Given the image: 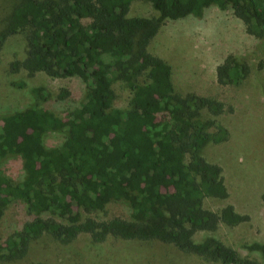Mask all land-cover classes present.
Listing matches in <instances>:
<instances>
[{"label": "trees", "instance_id": "1", "mask_svg": "<svg viewBox=\"0 0 264 264\" xmlns=\"http://www.w3.org/2000/svg\"><path fill=\"white\" fill-rule=\"evenodd\" d=\"M136 1L144 0H6L0 49L19 34L26 53L12 69L23 68L29 76H76L88 91L79 107L58 116L43 106L52 92L35 86L29 108L2 117L0 217L19 201L32 218L0 238V264H44L51 246L68 249L69 259L80 261L81 236L88 245L110 238L168 244L174 252L170 263L188 255L208 263L264 264L215 236L196 240L199 232L216 231L221 223L249 220L232 204L220 211L205 207L208 197H229L223 168L203 155L209 144L230 137L218 119L226 108L216 98L178 93L171 65L149 50L165 20L203 17L214 5L232 8L264 47V0H150L159 13L152 18L129 15ZM216 72L219 84L240 85L251 66L229 54ZM139 76L145 80H136ZM117 80L131 91L128 110L116 107ZM69 94L62 90L59 98ZM50 131L64 132V143L47 147L44 136ZM11 157L22 160L20 181L3 168ZM110 203L126 204L129 218H97ZM249 249L264 260V243ZM29 257L40 261L29 263Z\"/></svg>", "mask_w": 264, "mask_h": 264}, {"label": "rangeland", "instance_id": "2", "mask_svg": "<svg viewBox=\"0 0 264 264\" xmlns=\"http://www.w3.org/2000/svg\"><path fill=\"white\" fill-rule=\"evenodd\" d=\"M6 5V0L0 4V15L5 12ZM129 15L152 18L159 13L150 0H144L134 2ZM149 50L171 65L178 93L216 98L224 102L226 108L218 119L228 128L230 137L223 143L209 144L203 155L223 168L229 197H208L205 207L220 211L232 204L236 211L248 215L249 220L236 226L221 223L216 231L199 232L196 240L215 236L242 257L263 262L259 252L249 249L251 244L264 243V47L261 39L247 33L244 22L232 8L214 5L205 10L203 17L189 15L178 20H165L151 38ZM229 54L251 66L249 77L240 85L218 83L217 66ZM25 57V43L19 34L12 36L0 49V122L9 112L29 108L33 102L31 89L39 85L52 92L51 99L43 106L58 116H66L81 105L88 91L81 78L53 77L45 72L29 76L23 68L14 71L12 62L22 61ZM136 80L144 81L145 76ZM113 86L117 94L116 107L130 109L132 95L126 83L117 80ZM62 90L70 94L59 98ZM65 139L64 132L50 131L45 134L44 143L47 147H57ZM3 168L16 181L23 179L21 158L7 159ZM115 216L129 218V207L124 203H110L106 211L96 215L100 219ZM31 218L24 203H12L0 217V238L5 240ZM76 244L84 249L80 261H71L69 257L73 252L68 249L51 246L43 257L44 264H220L188 255L170 263L167 259L174 254L172 247L168 244L160 246L157 242L110 238L100 245H88L87 237L81 236ZM33 261L40 259L29 257V263Z\"/></svg>", "mask_w": 264, "mask_h": 264}]
</instances>
